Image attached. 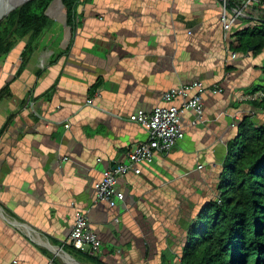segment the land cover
Segmentation results:
<instances>
[{
    "label": "crops",
    "instance_id": "crops-1",
    "mask_svg": "<svg viewBox=\"0 0 264 264\" xmlns=\"http://www.w3.org/2000/svg\"><path fill=\"white\" fill-rule=\"evenodd\" d=\"M223 1L79 0L74 29L61 13L19 76L25 41L11 68L0 65V89L13 79L0 104V264H179L181 235L216 199L238 123L260 115L239 98L262 85L264 50L235 49L264 10L225 1L224 13ZM194 81L223 92L204 95L199 122L181 115L184 135L168 154L117 181L122 202H97L103 173L148 139L129 117ZM76 209L102 243L97 257L69 245Z\"/></svg>",
    "mask_w": 264,
    "mask_h": 264
},
{
    "label": "trees",
    "instance_id": "trees-1",
    "mask_svg": "<svg viewBox=\"0 0 264 264\" xmlns=\"http://www.w3.org/2000/svg\"><path fill=\"white\" fill-rule=\"evenodd\" d=\"M225 1L226 9L232 6L237 11L242 6ZM78 3L30 0L0 22V60L14 48V36L25 39L12 69L14 78L25 69L36 43L61 13L65 14L66 25L74 29ZM237 44L235 50L242 53L252 46L255 54L263 51L264 25L242 33ZM261 73L262 85L253 93L264 95V66ZM10 83L0 89V104L10 94ZM249 104L260 115L256 119L243 117L238 123L217 177L218 199L202 205L182 233L177 250L179 264H264V98Z\"/></svg>",
    "mask_w": 264,
    "mask_h": 264
},
{
    "label": "built area",
    "instance_id": "built-area-1",
    "mask_svg": "<svg viewBox=\"0 0 264 264\" xmlns=\"http://www.w3.org/2000/svg\"><path fill=\"white\" fill-rule=\"evenodd\" d=\"M243 8L255 7L264 10V0H239ZM225 13V0L223 1ZM223 29H228L233 24L225 15L221 16ZM232 59L235 55L231 56ZM217 87H206L200 81L186 85H179L163 93L160 104L151 113L139 111L129 117V122L145 129L148 133L146 142L139 144L127 155L125 163L115 169L103 173L102 179L94 185L96 201L105 203L114 208L117 203L124 200V195L116 190L117 181L129 174L140 175L141 167L151 165L156 153L168 154L173 147L183 138L180 117L186 112L194 115V122H199L203 115V97L206 94H222ZM264 95L261 92L250 93L239 98L240 102H261ZM179 104L176 105L175 103ZM87 104L91 105L92 101ZM65 128H68L66 126ZM67 161L63 159L62 162ZM202 167H199L200 170ZM218 199V195L216 197ZM74 222L69 236V245L74 250L89 257H97L102 243L90 229L84 212L74 210Z\"/></svg>",
    "mask_w": 264,
    "mask_h": 264
},
{
    "label": "rangeland",
    "instance_id": "rangeland-1",
    "mask_svg": "<svg viewBox=\"0 0 264 264\" xmlns=\"http://www.w3.org/2000/svg\"><path fill=\"white\" fill-rule=\"evenodd\" d=\"M12 10H14L13 7H10L8 5L5 6V5L1 4V6H0V15H3V17L0 19V22L3 19H5L9 15V12H11ZM11 40L12 41H15V43H14V45H15L14 46V50L11 52L10 56H8L5 59H3L5 61L4 63H3V60H0V65H2V66L3 65L9 66L13 62V59L17 56V54L19 52V48L18 47H19L20 43L23 42L25 39L24 38L17 37V36H14V38H12ZM6 69L8 71H10V69H8V68H6ZM3 70H5V69H3Z\"/></svg>",
    "mask_w": 264,
    "mask_h": 264
},
{
    "label": "bare ground",
    "instance_id": "bare-ground-1",
    "mask_svg": "<svg viewBox=\"0 0 264 264\" xmlns=\"http://www.w3.org/2000/svg\"><path fill=\"white\" fill-rule=\"evenodd\" d=\"M24 1H27V0H0V6L1 4H3L5 6L8 5L10 7H16V6H19L21 3H23Z\"/></svg>",
    "mask_w": 264,
    "mask_h": 264
},
{
    "label": "water",
    "instance_id": "water-1",
    "mask_svg": "<svg viewBox=\"0 0 264 264\" xmlns=\"http://www.w3.org/2000/svg\"><path fill=\"white\" fill-rule=\"evenodd\" d=\"M28 1H30V0L24 1V2L21 3L19 6L13 7V9H16V8L22 6L23 4H25V3L28 2ZM2 17H3V15H0V19H1ZM252 50H254V47H252V48H248V52H250V51H252Z\"/></svg>",
    "mask_w": 264,
    "mask_h": 264
}]
</instances>
